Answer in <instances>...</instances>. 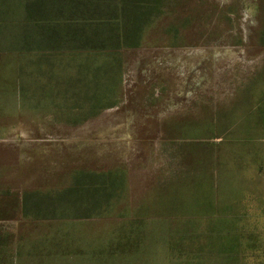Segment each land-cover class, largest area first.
Masks as SVG:
<instances>
[{"label": "rangeland", "instance_id": "1", "mask_svg": "<svg viewBox=\"0 0 264 264\" xmlns=\"http://www.w3.org/2000/svg\"><path fill=\"white\" fill-rule=\"evenodd\" d=\"M204 1L183 0L176 46L164 31L158 43L153 36L140 48L76 60L91 64L90 69L120 74L115 106L79 125L62 118L57 108H22L21 83L15 82L20 55L8 52L11 46L1 34L3 211L17 209L26 191L66 187L63 182L81 170L117 173L124 180L115 202L120 207L129 198L137 199L145 183L155 186L162 174L206 171L208 159H223L225 149L238 148L236 142L224 148L213 139L217 125L241 124L253 130L264 125V48L255 44L261 28L259 0ZM188 18L191 25L185 24ZM39 55L50 54L40 52L29 61L46 68L43 83L67 84L69 63Z\"/></svg>", "mask_w": 264, "mask_h": 264}, {"label": "crops", "instance_id": "2", "mask_svg": "<svg viewBox=\"0 0 264 264\" xmlns=\"http://www.w3.org/2000/svg\"><path fill=\"white\" fill-rule=\"evenodd\" d=\"M37 54L19 53L18 83L24 70L39 79L46 72L29 63ZM34 99L21 93L22 108ZM47 99L53 102L31 109L57 108L66 117L64 97ZM258 129L217 125L213 139L239 147L208 159L206 171L162 174L155 186L137 189V199L113 205L108 218L52 222L63 230L58 249L30 248L21 212L9 218L0 205V264H264V125Z\"/></svg>", "mask_w": 264, "mask_h": 264}, {"label": "trees", "instance_id": "3", "mask_svg": "<svg viewBox=\"0 0 264 264\" xmlns=\"http://www.w3.org/2000/svg\"><path fill=\"white\" fill-rule=\"evenodd\" d=\"M201 3L206 4L204 0ZM259 3L261 28L256 32L255 44L264 48V0ZM182 5L183 0H0V41L4 34L3 39L11 46L8 52H46L50 55H42L45 59L62 60L71 67L67 84L56 86L37 84L36 71L24 70L21 93L35 98L25 100V104L32 110L34 105L52 103L48 97H64L69 111L63 113L74 125L113 108L120 74L90 69L91 64L84 66L86 62L75 61L140 48L153 36H157L158 43L164 31L171 37L170 44L176 46ZM185 21L192 23L190 18ZM54 54L64 55L65 59ZM116 176L112 171H76L63 182L67 183L64 188L24 192L16 202L17 209L8 217L21 212V237L30 248L37 243L40 249L47 244H61L63 230L54 229L52 222L112 216V206L120 198L117 191L124 183Z\"/></svg>", "mask_w": 264, "mask_h": 264}]
</instances>
